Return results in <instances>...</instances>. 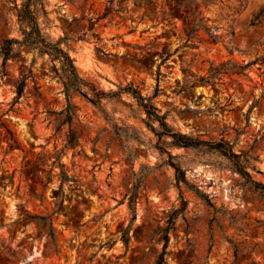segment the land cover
<instances>
[{
    "label": "rangeland",
    "instance_id": "374dc122",
    "mask_svg": "<svg viewBox=\"0 0 264 264\" xmlns=\"http://www.w3.org/2000/svg\"><path fill=\"white\" fill-rule=\"evenodd\" d=\"M24 1L0 0V45L21 38ZM189 1L44 0L46 34L115 93L97 102L66 95L25 47L0 57V264H155L165 235L166 264H264V191L218 152L170 144L119 91L176 132L230 142L264 184V0Z\"/></svg>",
    "mask_w": 264,
    "mask_h": 264
},
{
    "label": "trees",
    "instance_id": "16d2710c",
    "mask_svg": "<svg viewBox=\"0 0 264 264\" xmlns=\"http://www.w3.org/2000/svg\"><path fill=\"white\" fill-rule=\"evenodd\" d=\"M189 2L193 4L195 3V0H191ZM17 22L21 38H7L4 39L0 45V57L2 58L3 68L6 66L8 60L16 57L17 52L21 47H25L28 53L32 54L31 63L33 64L37 58L42 59L48 65L49 70L53 73V75L61 81L66 95L70 92H78L83 96L88 97L93 102H97L103 97L115 94H108L100 90H96L92 84L86 82L78 75L74 58L71 56L69 51V45L65 42L67 38H59L54 41L46 34L44 27L42 26L48 22L44 0H25L17 11ZM257 23H259V21H257V17H255L248 22L247 28L255 27ZM205 30L212 37L216 38L210 29L206 28ZM196 31L197 29H192L191 32L187 33V38L194 37V32ZM257 59L253 62L246 63L245 65H233L226 69L244 72V70L254 64ZM30 73L31 68H29L28 73L24 74L18 83H16L14 102H17L22 96L25 89V80L30 76ZM119 91L128 92L136 99L137 104L142 108L146 117L152 122L157 123L159 128L158 135L170 138V144L181 147H205L208 150L218 152L231 162L233 170L237 172L247 183L251 184L257 190L264 191V184L252 178L251 173L249 172L248 161L233 150L230 142L224 139L216 142L198 140L197 138H192L186 134L176 132L167 124L165 115L160 114V111L156 108V106L150 102V98L143 96L138 89L128 85L120 88ZM12 141H15L13 137ZM167 155L169 158H172L169 153H167ZM170 165L174 168L177 179L179 180V177L182 175L181 169L177 164L171 163ZM128 205L130 208L133 206L132 200L129 201ZM39 219L44 224H47L49 228L48 236L54 243L55 234L52 227V221L49 216L40 217ZM124 243L126 244L125 239ZM167 243L168 237L165 235L162 251L158 255L155 264H166Z\"/></svg>",
    "mask_w": 264,
    "mask_h": 264
}]
</instances>
